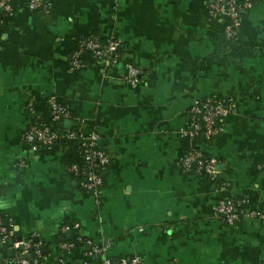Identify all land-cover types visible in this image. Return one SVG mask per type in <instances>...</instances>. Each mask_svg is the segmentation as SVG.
<instances>
[{"label":"crops","instance_id":"1","mask_svg":"<svg viewBox=\"0 0 264 264\" xmlns=\"http://www.w3.org/2000/svg\"><path fill=\"white\" fill-rule=\"evenodd\" d=\"M211 1L48 0L46 12L0 13V217L36 246L30 264L133 254L142 264H264V0H250L233 39L208 16ZM88 34L117 40L118 60L69 71ZM129 64L141 70L135 86L124 81ZM213 96L232 104L221 132L189 137L193 102ZM51 98L68 124L52 121ZM35 124L97 133L109 163L95 194L68 171L80 162L75 141H24ZM190 147L218 160L215 179L182 169ZM221 198H244L255 215L228 225L213 211ZM8 241L0 264L19 252ZM94 245L104 250L91 254Z\"/></svg>","mask_w":264,"mask_h":264},{"label":"built area","instance_id":"2","mask_svg":"<svg viewBox=\"0 0 264 264\" xmlns=\"http://www.w3.org/2000/svg\"><path fill=\"white\" fill-rule=\"evenodd\" d=\"M251 6L250 0H212L208 5L207 13L211 19L218 22L227 19L222 34L226 39H233L239 30L240 19L243 12ZM26 9L47 11L48 0H27ZM0 13L3 15L13 14L12 0H0ZM119 42L115 39H106L102 42L99 37L93 34L86 35L79 41L77 48L72 51L69 57V71L77 70L86 64L79 60L83 52H89L93 57L107 62L115 63L119 57ZM141 70L132 64L127 65L124 81L132 86L139 83ZM232 104L220 97H204L195 100L188 112V126L185 133L191 138L202 137L211 139L221 132V122L231 111ZM48 111L53 122H63L69 114L53 98L48 101ZM62 129V128H61ZM23 139L31 145L33 150L42 147H50L64 139L75 141L80 162H72L68 166V171L79 179L82 190L95 194L102 184L101 170L109 163V156L98 144L96 132L84 134L73 130L52 129L45 124L31 125L24 133ZM182 169L204 174L211 179L217 176L218 160L207 157L200 149L190 147L180 159ZM247 201L244 198L232 199L221 198L213 205L214 214L224 223L232 225L236 223L241 215L249 214L254 216L255 212L245 211ZM76 228V224L72 225ZM68 226H63L67 230ZM12 240L15 249H19L17 255L11 259V264H30L26 253L38 254L36 246L30 240H15V230L11 225L3 224L0 217V243ZM63 249L71 248V244L61 242ZM104 247L94 245L91 254H100ZM104 264H142V259L138 255H127L115 261L105 259Z\"/></svg>","mask_w":264,"mask_h":264},{"label":"trees","instance_id":"3","mask_svg":"<svg viewBox=\"0 0 264 264\" xmlns=\"http://www.w3.org/2000/svg\"><path fill=\"white\" fill-rule=\"evenodd\" d=\"M26 1H27V0H12L13 12H16L17 10H19V9H21V8H23V7H26ZM38 10H39V9H37L36 11H38ZM215 21L218 22L217 20H215ZM226 21H227V19L224 18L223 21H220V22H219L220 25H221V27H222V29L224 28V26H225V24H226ZM93 35H95V34H93ZM100 40H101L102 42H105V40H103V39H101V38H100ZM76 48H77V46H76ZM76 48H75V49H76ZM75 49H74V50H75ZM93 59H99V58H95V57H93L89 52H83V53H81L80 56H79V60H80L81 62L85 63V64H87V62L92 61ZM77 70H78V69H77ZM77 70H73L72 72H75V71H77ZM38 125H40V124H38Z\"/></svg>","mask_w":264,"mask_h":264},{"label":"water","instance_id":"4","mask_svg":"<svg viewBox=\"0 0 264 264\" xmlns=\"http://www.w3.org/2000/svg\"><path fill=\"white\" fill-rule=\"evenodd\" d=\"M63 123H64V124H68V123H69V120H64ZM3 224L6 225L7 223H3ZM67 236H68L69 238H71V237L73 236V233H72V232H69V233H67ZM20 240H21V238L18 237V238H17V241H20ZM12 242H13L12 240H9V241H8L9 244H12ZM19 249H22V247L20 246ZM12 252H13V256H14V249H12ZM30 255H31V253H26L25 256H26L27 258H29Z\"/></svg>","mask_w":264,"mask_h":264}]
</instances>
